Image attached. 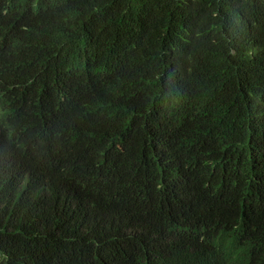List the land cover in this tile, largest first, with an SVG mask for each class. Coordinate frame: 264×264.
<instances>
[{"label": "trees", "instance_id": "1", "mask_svg": "<svg viewBox=\"0 0 264 264\" xmlns=\"http://www.w3.org/2000/svg\"><path fill=\"white\" fill-rule=\"evenodd\" d=\"M0 264H264V0H0Z\"/></svg>", "mask_w": 264, "mask_h": 264}]
</instances>
